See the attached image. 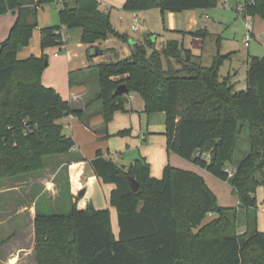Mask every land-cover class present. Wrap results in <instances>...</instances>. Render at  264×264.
<instances>
[{
	"label": "trees",
	"instance_id": "1",
	"mask_svg": "<svg viewBox=\"0 0 264 264\" xmlns=\"http://www.w3.org/2000/svg\"><path fill=\"white\" fill-rule=\"evenodd\" d=\"M53 0H0V15L15 12L8 37L0 42V179L44 167V157L75 147L59 119L81 117L59 91L43 82L49 65L45 50L64 45L62 26L82 30L80 41L93 44L110 36L130 41L118 32L110 13L97 0L63 2L60 24L41 28L42 52L19 59L38 26L39 8ZM246 14L264 17V0H253ZM219 0H126L127 11L213 9ZM207 35L206 29L184 31ZM133 44L129 58L93 65L106 123L127 111L131 93H139L145 112H164L167 149L229 181L244 215L219 205L204 177L167 165L154 177L139 158L122 166L98 150L90 168L103 183H112L110 203L119 215V235L112 230L110 209L75 205L66 215H36L38 264H264V232L258 226L257 189L264 185V55L250 56L244 90H236L233 75L222 76L217 56L204 66L178 39L162 48L147 39ZM48 61V65H47ZM179 66V67H177ZM126 84L129 92L115 94ZM247 127L250 152L233 174L240 135ZM130 128L117 135H129ZM261 175V181L257 179ZM140 183L135 191L129 177ZM243 231H239V222ZM75 238L72 239V234Z\"/></svg>",
	"mask_w": 264,
	"mask_h": 264
},
{
	"label": "crops",
	"instance_id": "2",
	"mask_svg": "<svg viewBox=\"0 0 264 264\" xmlns=\"http://www.w3.org/2000/svg\"><path fill=\"white\" fill-rule=\"evenodd\" d=\"M97 1L101 10L109 11L111 23L115 30L128 34L130 41L110 36L104 41L85 44L78 37L77 46L70 47L63 34L66 27L62 26L63 42L66 47L64 56L66 59L63 66L69 74L68 85L70 90L69 98L65 99L69 101L73 110H82L83 113L81 117L76 114L66 115L60 118L59 122L64 125L65 133L73 137L76 144L71 151L65 154L49 156V164H46L45 173L42 175H15L0 179V264H38L37 250L35 249L37 240L36 215L37 213L43 214L38 201L46 196L53 202L51 203L52 206H57L58 202L54 201L59 192L57 182L59 174L64 171L65 166H67L65 174L71 185L70 194L76 195L78 192L82 196L78 202L79 208H86L91 203L99 208L98 194H104V202L109 205L108 209H110L112 230L118 237L120 232L119 215L116 207L111 205L109 199L115 185L103 183L89 165V162L97 156L98 150L106 158L110 157L122 166H129L135 160L143 157L150 164L151 173L154 177H161L167 165L181 169H192V171L195 170L200 174L199 170L194 169L188 162L186 163L184 158L181 159L182 157L177 153L167 149V136L164 134L166 129L165 113H146L145 103L139 93H131L128 96L127 111L116 112L109 123L104 120V105L98 99L99 87L96 95L92 93V90L97 91L96 88H92L98 81L97 73L92 66L109 61L108 53H113L112 56L116 57L117 61L131 57L134 44L131 40H134L135 43H145L147 39H150L156 42L158 48H162L165 42L158 45L161 33L156 34L149 30L144 32L143 27L146 25V18L143 14L147 10L127 11L122 8L126 0H115V4L109 0ZM60 2L73 4L74 0H62ZM157 9L161 11L160 8ZM209 10L211 9L184 10L182 12L166 11V13L161 11L166 23L164 33L165 35L170 34L167 40L178 39L181 41L182 39L185 47L192 51L194 48H200L204 44V36L197 37L181 32L183 30L191 32L206 29L207 34L210 33L209 29L212 23L208 14ZM9 12L14 14L13 18H17L15 12ZM11 21L9 19L4 22L5 34H9L8 25ZM42 25L45 26V24ZM135 25H139V28L134 29ZM43 26L34 30L29 45L19 51V59H25L33 53L41 54L43 49L40 41ZM129 30L134 33H142L132 37ZM1 41L3 39H0ZM55 56L57 55L55 54ZM228 75L234 76L231 72ZM74 76H77L76 80H73ZM51 85L57 91L59 90L54 82ZM125 128L131 129L129 135H117L119 131ZM53 160L57 161V165H55L56 162L51 163ZM82 189L86 190L84 195L81 194ZM70 202L69 204H71ZM72 202L74 206L75 201L72 200Z\"/></svg>",
	"mask_w": 264,
	"mask_h": 264
},
{
	"label": "rangeland",
	"instance_id": "3",
	"mask_svg": "<svg viewBox=\"0 0 264 264\" xmlns=\"http://www.w3.org/2000/svg\"><path fill=\"white\" fill-rule=\"evenodd\" d=\"M62 0H53L49 3L44 4L40 10L38 11V26L36 29H40L42 24L45 26H56L60 24V11L59 7L63 4ZM103 1V0H102ZM106 1V0H104ZM109 2L114 3L115 0H109ZM117 2V1H116ZM224 2H227V6H224ZM115 4V3H114ZM236 0H219L216 7L208 11L210 22L212 26L210 27V33L204 36L205 41L204 44L200 48H194V54L201 55V62L204 66L210 67L215 61L217 56H223L222 62L220 64V72L222 76H227L230 72L234 74V85L236 90H244L247 88L246 78L248 71L247 61L250 55L254 56H263L264 55V17L262 15L256 14L251 15L250 20L254 22V37L252 38L249 46L245 44V35L248 31L246 26V18L242 14V12L238 13L236 10L237 7ZM146 18V25H144V32L152 31L153 33H161L162 35L159 38V44L166 43L167 38L170 36L168 33L165 35L164 27H166V23L164 22V17L161 14V11L157 8H151L147 10L145 14H143ZM14 14L8 12L7 14L0 15V39L5 40L9 34H5V26L4 22H7L11 19L10 25L8 27V31L10 32L11 26L16 21ZM130 31V35L132 37H136L138 34L142 32H132ZM64 37L66 41L69 43L70 47L77 46L78 37H81L82 30L79 27L64 29ZM6 35V36H4ZM166 40V41H165ZM148 41V40H147ZM181 41H183L181 39ZM157 45V44H156ZM66 47L64 45H56L55 47H49L45 50V53L48 55L49 65L45 68L43 72V82L47 86H52L51 84H57V88L59 89V93L64 98H69V83H68V75L64 69L63 62L66 59L65 56ZM55 54L57 56H55ZM113 53H108L109 61H117L118 59L112 56ZM111 56V57H110ZM179 67V66H177ZM77 76L73 77V80H76ZM57 80V81H55ZM53 87V86H52ZM54 88V87H53ZM92 93L96 95L98 92V81L96 85L92 89ZM55 89V88H54ZM56 90V89H55ZM62 92V93H61ZM101 103H99L100 105ZM101 106V105H100ZM103 116V115H102ZM70 131V130H69ZM250 130L245 127L242 130V133L239 138L237 151L234 157V162L228 165V169L230 173L235 172V167H237L238 163L244 159L247 154L250 152ZM61 154L48 155L44 157V167L39 170L30 171L29 173L19 174V175H29V174H44V169L46 168V164H49V156H60ZM183 159V158H181ZM186 163L190 164L194 169H198L199 173L202 177H204L205 181H207L210 189L213 191L215 196H217L218 203L224 207L237 208L240 212V218L243 217L244 211L240 206L239 198L234 194L233 187L229 181L223 180L221 178H217L212 173H210L206 168H202L201 166L195 164L190 159H184ZM57 165V161L53 160L51 163H55ZM53 166V165H52ZM51 166V168H52ZM67 166L61 171L58 177V186L59 192L57 193L56 200L58 204L57 206H52L53 203L50 198L43 197L40 199L39 207L40 210H43V214L41 215H66L69 214L75 205L78 206V202L82 198V196L77 192L76 195L70 194V182L67 179V175L65 174V170ZM188 169V168H187ZM184 169V170H187ZM193 169V170H194ZM192 170V169H191ZM44 171V172H43ZM195 171V170H194ZM15 176V175H14ZM65 176V177H64ZM64 177V178H63ZM257 179L260 181L261 175L257 174ZM99 196V208H109V205L104 201V194H98ZM256 195L258 197V224L260 227V231L264 232V185H260L257 189ZM70 196V198H68ZM73 201L75 204L73 206ZM69 201H71L69 204ZM239 231H243L244 227L242 222H239Z\"/></svg>",
	"mask_w": 264,
	"mask_h": 264
},
{
	"label": "built area",
	"instance_id": "4",
	"mask_svg": "<svg viewBox=\"0 0 264 264\" xmlns=\"http://www.w3.org/2000/svg\"><path fill=\"white\" fill-rule=\"evenodd\" d=\"M237 1V7H236V10L238 13L242 12V14L245 16L246 18V26H247V33L245 35V44L246 46H249L251 40H252V36H253V21L250 20V16L251 15H248L246 14V10H247V6L248 4H253L254 1L253 0H236ZM224 6H227V2H224L223 4ZM139 28V25H135L134 29H138Z\"/></svg>",
	"mask_w": 264,
	"mask_h": 264
},
{
	"label": "water",
	"instance_id": "5",
	"mask_svg": "<svg viewBox=\"0 0 264 264\" xmlns=\"http://www.w3.org/2000/svg\"><path fill=\"white\" fill-rule=\"evenodd\" d=\"M132 43H135L134 40H131ZM48 65V61H47ZM118 89L116 90L115 94H126L129 92V88H127L126 84H121L120 86L117 87ZM129 183H131L132 188L137 191L139 189L140 183L134 178V177H129ZM86 192L85 189H82L81 194L84 195ZM75 238V233L72 234V239Z\"/></svg>",
	"mask_w": 264,
	"mask_h": 264
}]
</instances>
